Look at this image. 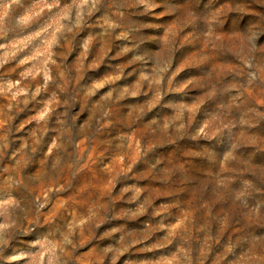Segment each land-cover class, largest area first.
Listing matches in <instances>:
<instances>
[{"label": "rangeland", "instance_id": "rangeland-1", "mask_svg": "<svg viewBox=\"0 0 264 264\" xmlns=\"http://www.w3.org/2000/svg\"><path fill=\"white\" fill-rule=\"evenodd\" d=\"M0 264H264V0H0Z\"/></svg>", "mask_w": 264, "mask_h": 264}]
</instances>
